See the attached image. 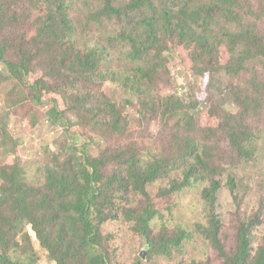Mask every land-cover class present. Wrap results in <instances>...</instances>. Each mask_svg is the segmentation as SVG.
Listing matches in <instances>:
<instances>
[{
    "label": "trees",
    "instance_id": "16d2710c",
    "mask_svg": "<svg viewBox=\"0 0 264 264\" xmlns=\"http://www.w3.org/2000/svg\"><path fill=\"white\" fill-rule=\"evenodd\" d=\"M77 1L19 0L9 11L0 0V64L9 74L4 80L15 81L13 93H19L10 100L12 107L27 101L23 90L31 94L34 106L43 105L50 94L53 108L47 116L54 124H65L67 140L78 136L70 130L69 114L79 118L78 127L88 142L97 136L125 138L131 133L125 110L103 91L106 83L116 82L139 100L141 124L154 118L163 122L152 142L134 141L135 145L106 149L98 156L65 142L48 163L37 164L42 179L37 183L29 180L28 166L33 165L0 164V264H41V252L47 264H128L119 259L115 234L104 230L121 221L136 228L134 233L147 249L146 259L138 254L132 264H147L153 255L184 252L200 237L224 264H264V237L252 254L258 218L241 220L236 249L226 250L218 213L222 178L228 175L227 186L235 200L240 181L236 170L226 169L210 145L212 135L223 132L239 160L254 164L261 137L252 133L244 117L257 110L264 115V82L252 78L262 94L243 105L245 115H228L224 131L202 126L184 111L182 101L161 97L158 86L156 94L154 90L160 72L168 71L167 33L175 35L190 51L193 63L205 67L207 74L221 67L231 75L251 60L264 59V44L248 39L253 30L235 11L239 0H85L86 24L98 25L85 46L77 40L78 24L71 15ZM19 18L29 24L25 31L18 30ZM258 19L264 22V13ZM9 27L17 29L18 38H31L9 45ZM262 37L259 40L264 42ZM240 42L251 44L247 53L241 51ZM222 46L230 56L223 67L218 61ZM45 59L49 60L46 67L38 66ZM8 116L0 118V149L6 156L21 143L10 134ZM257 131L264 136V125ZM193 190H197L204 222L179 223L170 236L164 227L154 236V220L158 216L169 220L171 216L164 212L173 215L180 210V195ZM140 197L141 208L127 207ZM157 200L169 206L159 210ZM28 226L40 249L34 247Z\"/></svg>",
    "mask_w": 264,
    "mask_h": 264
},
{
    "label": "rangeland",
    "instance_id": "374dc122",
    "mask_svg": "<svg viewBox=\"0 0 264 264\" xmlns=\"http://www.w3.org/2000/svg\"><path fill=\"white\" fill-rule=\"evenodd\" d=\"M15 1L19 0H4V4L9 11L13 10ZM127 1L119 0L118 3ZM239 5V8L237 7L235 11L241 13L244 17V23L253 30L248 39L264 44L263 41L259 40L264 36V22L258 19L260 14L264 13V0H239ZM74 7L75 9L71 15L78 24L76 26L78 30L77 40L80 45L85 46L91 43L92 37L96 35L98 25L86 24L88 6L85 0H78ZM234 25L236 24L234 23ZM28 26L29 24L25 19L19 18V31H25L24 28ZM16 31L9 27L6 33L9 45L12 43L20 45L24 39L31 38L24 37L25 35L18 38L16 37ZM232 33H234V30L231 28ZM165 38H169L166 39L167 49L164 52V57H166L168 63V71L164 69L156 79L155 94L158 86V93L161 97H175L182 101L184 111L189 113V116L202 126L212 127L211 129L222 128L221 131L227 130L228 115H245L243 105L252 103L262 94L252 85V78L264 82V59L257 62L251 60L252 62L246 64V68L231 75L221 67L207 74L203 71L205 67L199 68L193 63L190 51L174 39L175 35L167 33ZM239 45L244 53H247L251 48V44L246 42H240ZM228 60H230V56L225 47L222 46L218 54L220 66L223 67ZM48 61V59L40 60L38 66L46 67ZM6 76H9V74L6 72L5 66L0 64V118L3 114L8 113L7 126L10 134L19 139L21 143L14 154L10 156L4 155L0 149V164L16 163L20 167L28 164L33 165L32 167L28 166L29 180L32 183L42 180L37 164L48 163L50 155L58 149L59 145L65 142L81 146L88 154L98 156L106 149L135 145V142L141 144L142 140L152 142L153 137L159 132L160 124L163 122L161 119L154 118L148 119L145 124H141L140 116L143 110L136 96L127 93L120 84L108 82L104 85L103 91L113 102L125 110L131 133L125 138L108 137V140L105 137L97 136L91 142H88V137L83 134L84 130L78 127L79 118L69 114L70 130L77 132L78 136L77 139L67 140L68 132L65 124H54L49 121L47 116L48 111L53 108V104L48 102L52 96L50 97V94H48V98H45L43 105L34 106L31 101V94L28 90H23L24 95L28 98L27 101L12 107L10 100L17 98L19 93H13L16 82L4 80ZM244 118L252 125V133L261 137L257 141L261 150L257 154L254 164L248 165L239 160L230 146L227 135L223 132L213 134L210 145L213 154L219 159H223L226 169L231 171L232 167L236 170L240 181V186L235 194L237 200H235L227 186L228 175L226 174L222 178L224 187L219 197L218 213L221 220V235L226 250L231 253L236 249L235 236L238 223L249 216L253 220L258 218V225L252 232V254L254 256L264 237V136L257 131L264 125V115L257 110L249 112ZM35 121L37 124L33 126ZM166 121L165 119L164 123ZM85 143L87 144L85 145ZM1 185L2 181L0 180ZM155 192L156 190L153 191V193ZM196 192L197 190H193L180 195V210L174 211L173 215L164 212V216H168V214L171 216L169 220L168 217L163 218L161 216L154 220L152 225L154 236L157 237L164 227H168L170 236L175 232L174 228L179 223L195 225L198 220L201 223L204 222L205 216L202 213L198 193ZM140 199H143V197L135 199V202L132 205H127V207L131 209L141 208L143 204ZM156 204L159 210L169 206V202L164 200H157ZM104 230L115 234V248H118V256L122 262L132 264L138 254L144 256L143 260L146 259L147 249L144 241L134 233L136 228L128 227L125 221H121L106 225ZM27 232L32 237L34 247L40 249V243L30 226L27 227ZM200 239L202 240L201 237ZM200 239L187 245L184 252L181 250L172 252L170 257L153 255L147 261V264H224L217 252ZM111 247L114 248L113 242ZM41 255L43 258L41 264H47L45 254L41 252Z\"/></svg>",
    "mask_w": 264,
    "mask_h": 264
}]
</instances>
